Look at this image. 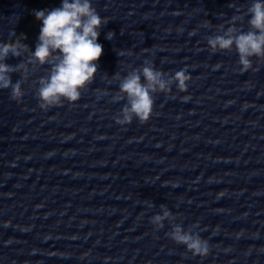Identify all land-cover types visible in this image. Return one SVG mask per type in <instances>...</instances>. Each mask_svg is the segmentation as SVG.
I'll return each instance as SVG.
<instances>
[{
  "label": "water",
  "instance_id": "1",
  "mask_svg": "<svg viewBox=\"0 0 264 264\" xmlns=\"http://www.w3.org/2000/svg\"><path fill=\"white\" fill-rule=\"evenodd\" d=\"M33 13L0 0V41L34 49ZM10 63L12 76L28 71L19 102L0 91V264H205L166 235L167 220L152 225L161 204L173 210L90 85L44 109L35 91L50 65Z\"/></svg>",
  "mask_w": 264,
  "mask_h": 264
},
{
  "label": "clouds",
  "instance_id": "2",
  "mask_svg": "<svg viewBox=\"0 0 264 264\" xmlns=\"http://www.w3.org/2000/svg\"><path fill=\"white\" fill-rule=\"evenodd\" d=\"M22 13L20 9L15 11L16 15ZM245 15L247 30L235 23L239 17L234 15L232 23L223 27L222 32L216 31L206 38L212 53L234 50L241 72L253 68V57H264V0H250ZM33 16L42 22L34 49L20 40L15 44L0 41V91L9 93L14 102L23 97L24 89L20 82L24 80L22 74L28 71V67L22 66L21 74L12 76L10 59H19L26 54L29 64L50 65L46 74L39 77L36 86L35 94L41 108L47 109L64 100L76 101L82 89L98 72L103 52V44L98 38L108 20L97 11L93 0H60L59 6L37 10ZM10 34L14 38L17 36L15 31ZM112 35L110 30L106 38L111 39ZM116 80L118 88L111 99L125 102L118 110L115 121L127 125L134 119L144 122L150 117L154 94L173 93V85L178 91L186 90L189 73L186 68H179L168 74L145 57L142 64L131 67L125 74L116 73ZM108 82L111 83V80ZM188 98L187 95L181 97L185 101ZM144 203L152 206V201ZM160 209L151 217L155 228H163L167 220L172 226L171 231L166 233L169 238L185 245L193 255L204 256L209 252V241L194 230L195 224L185 228L165 204H161Z\"/></svg>",
  "mask_w": 264,
  "mask_h": 264
}]
</instances>
